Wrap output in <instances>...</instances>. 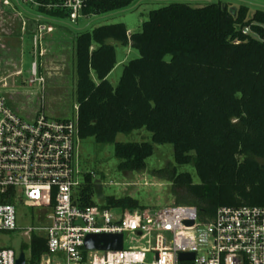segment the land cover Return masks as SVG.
I'll use <instances>...</instances> for the list:
<instances>
[{
    "label": "trees",
    "instance_id": "16d2710c",
    "mask_svg": "<svg viewBox=\"0 0 264 264\" xmlns=\"http://www.w3.org/2000/svg\"><path fill=\"white\" fill-rule=\"evenodd\" d=\"M137 1L87 0L86 12L101 16ZM11 16L0 11V32L20 31ZM74 43L81 139L116 143L119 168L130 172L146 168L154 144H172L175 163L194 164L200 182L172 163L153 174L170 181L175 203L197 208L202 222L221 206H264V9L250 14L245 4L170 0L152 10L138 32L129 33L124 23L103 24L78 31ZM115 43L140 51L117 86L108 78L118 62ZM142 128L152 133L151 142L117 141L119 133ZM97 192L86 173L82 203L95 204ZM102 203L147 209L130 195L106 196ZM47 248L46 238L34 235V264Z\"/></svg>",
    "mask_w": 264,
    "mask_h": 264
},
{
    "label": "built area",
    "instance_id": "2783aa9c",
    "mask_svg": "<svg viewBox=\"0 0 264 264\" xmlns=\"http://www.w3.org/2000/svg\"><path fill=\"white\" fill-rule=\"evenodd\" d=\"M86 8L87 0H0V11L13 14L22 39L33 38L30 83L44 92L49 42L65 27L84 30L82 23L95 16ZM40 99L41 109L29 119L0 95V233L18 232L24 239L19 252L0 244V264H17L22 252L25 264H34V235L44 236L48 246L37 264H264V206H221L202 222L197 208L176 203L144 210L84 205L78 104L74 118H60L48 112L43 92ZM24 201L35 206L39 224L20 223ZM91 233H123V249H86ZM127 234L143 242L126 244ZM181 252L195 257L180 260Z\"/></svg>",
    "mask_w": 264,
    "mask_h": 264
},
{
    "label": "rangeland",
    "instance_id": "374dc122",
    "mask_svg": "<svg viewBox=\"0 0 264 264\" xmlns=\"http://www.w3.org/2000/svg\"><path fill=\"white\" fill-rule=\"evenodd\" d=\"M193 6H202L207 0H184ZM232 7L245 4L250 14L255 10L264 9V0H222ZM170 0H141L133 5L114 11L109 14L94 16L82 23L81 28L93 29L103 24L124 23L129 33L138 32L143 23L148 20L152 10L167 5ZM1 10V9H0ZM14 19V16L9 17ZM9 21V20H8ZM12 22V20H10ZM55 39L49 42L53 51L45 59L42 76L46 79L45 92L38 82L30 83L31 65L34 59L33 38L25 35L22 39L21 31L15 30V35L9 31L0 32V95L9 98L10 105L26 118H33L42 107L41 94L46 95L48 112L57 117L76 116V70H75V43L76 31L72 27H65ZM249 31V30H247ZM7 33V34H6ZM118 63L109 74V80L114 86L120 82L125 65L132 59L140 57V51L131 45L115 43ZM119 142L152 141V133L145 128L131 133H119ZM116 143H99L93 137L81 139V165L85 173L81 179L85 182V174L92 172L93 181L98 184L95 195L96 202H102L106 196L122 197L130 195L140 201L147 208L154 209L167 204L175 203L171 194V182L153 174V170L160 169L172 163L178 172H190L194 182H200V177L194 164H176L174 147L172 144H154L153 154L146 160V168L142 171H123L119 168L120 160L115 155ZM264 162V160H263ZM21 214H25L20 221L23 226L37 225L35 206L25 201L19 205ZM199 235L208 241L204 227H200ZM126 244H138V238L133 234L125 236ZM24 239L18 232L3 231L0 233V244H6L21 251Z\"/></svg>",
    "mask_w": 264,
    "mask_h": 264
},
{
    "label": "water",
    "instance_id": "95a60500",
    "mask_svg": "<svg viewBox=\"0 0 264 264\" xmlns=\"http://www.w3.org/2000/svg\"><path fill=\"white\" fill-rule=\"evenodd\" d=\"M212 1V0H208ZM188 225H193L194 220L186 221ZM124 246L123 233H91L86 236L85 248L86 249H99V250H121ZM193 252H181L179 254L180 260L194 259ZM17 264H25V254L21 253L20 258L17 259Z\"/></svg>",
    "mask_w": 264,
    "mask_h": 264
},
{
    "label": "crops",
    "instance_id": "0c3cea01",
    "mask_svg": "<svg viewBox=\"0 0 264 264\" xmlns=\"http://www.w3.org/2000/svg\"><path fill=\"white\" fill-rule=\"evenodd\" d=\"M118 63V62H117Z\"/></svg>",
    "mask_w": 264,
    "mask_h": 264
}]
</instances>
